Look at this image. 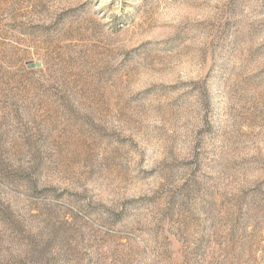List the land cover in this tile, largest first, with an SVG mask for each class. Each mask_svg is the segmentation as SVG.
Wrapping results in <instances>:
<instances>
[{
    "label": "rangeland",
    "instance_id": "1",
    "mask_svg": "<svg viewBox=\"0 0 264 264\" xmlns=\"http://www.w3.org/2000/svg\"><path fill=\"white\" fill-rule=\"evenodd\" d=\"M0 264H264V0H0Z\"/></svg>",
    "mask_w": 264,
    "mask_h": 264
}]
</instances>
